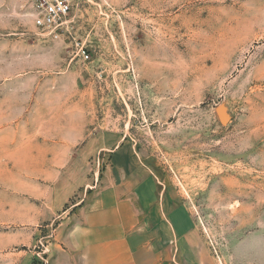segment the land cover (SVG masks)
<instances>
[{"label": "rangeland", "instance_id": "rangeland-1", "mask_svg": "<svg viewBox=\"0 0 264 264\" xmlns=\"http://www.w3.org/2000/svg\"><path fill=\"white\" fill-rule=\"evenodd\" d=\"M28 3L0 0V264H48L123 141L213 255L264 240V0H75L57 38Z\"/></svg>", "mask_w": 264, "mask_h": 264}, {"label": "crops", "instance_id": "crops-1", "mask_svg": "<svg viewBox=\"0 0 264 264\" xmlns=\"http://www.w3.org/2000/svg\"><path fill=\"white\" fill-rule=\"evenodd\" d=\"M101 149L109 162L60 220L48 264H264V240L254 237L230 260L213 255L191 210L159 186L128 141Z\"/></svg>", "mask_w": 264, "mask_h": 264}, {"label": "built area", "instance_id": "built-area-1", "mask_svg": "<svg viewBox=\"0 0 264 264\" xmlns=\"http://www.w3.org/2000/svg\"><path fill=\"white\" fill-rule=\"evenodd\" d=\"M28 4L34 26L41 32L57 38L61 35L63 27L68 28L67 23L75 0H29ZM78 52L88 58L82 47Z\"/></svg>", "mask_w": 264, "mask_h": 264}]
</instances>
